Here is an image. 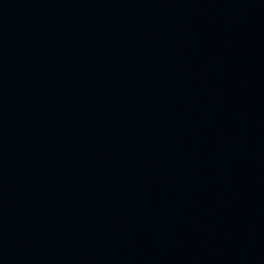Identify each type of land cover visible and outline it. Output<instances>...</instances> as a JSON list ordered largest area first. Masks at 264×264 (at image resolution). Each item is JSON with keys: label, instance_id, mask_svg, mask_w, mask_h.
<instances>
[{"label": "water", "instance_id": "1", "mask_svg": "<svg viewBox=\"0 0 264 264\" xmlns=\"http://www.w3.org/2000/svg\"><path fill=\"white\" fill-rule=\"evenodd\" d=\"M0 264H264V0H0Z\"/></svg>", "mask_w": 264, "mask_h": 264}]
</instances>
